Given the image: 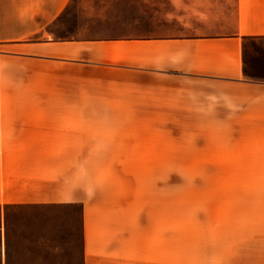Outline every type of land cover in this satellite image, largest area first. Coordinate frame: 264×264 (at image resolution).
<instances>
[{
    "label": "rangeland",
    "instance_id": "1",
    "mask_svg": "<svg viewBox=\"0 0 264 264\" xmlns=\"http://www.w3.org/2000/svg\"><path fill=\"white\" fill-rule=\"evenodd\" d=\"M223 5L70 0L23 46L0 45V113L110 118L77 134L91 143L61 194L77 203L0 210V264L5 247L10 264H83L85 208L214 227L264 264V41H201Z\"/></svg>",
    "mask_w": 264,
    "mask_h": 264
},
{
    "label": "crops",
    "instance_id": "2",
    "mask_svg": "<svg viewBox=\"0 0 264 264\" xmlns=\"http://www.w3.org/2000/svg\"><path fill=\"white\" fill-rule=\"evenodd\" d=\"M70 0H0V45L22 42L56 22ZM212 34L201 41L228 42L244 53L264 41V0H227L214 7ZM240 74L252 80L246 64ZM264 81V79H261ZM96 113H0V210L26 205L73 204L62 188L74 157L90 144L77 135L108 120ZM74 122V123H72ZM81 122V123H77ZM139 209H84V264H253L252 254L222 249L203 225L142 224ZM10 253V250H9ZM5 263L10 264L5 247Z\"/></svg>",
    "mask_w": 264,
    "mask_h": 264
},
{
    "label": "trees",
    "instance_id": "3",
    "mask_svg": "<svg viewBox=\"0 0 264 264\" xmlns=\"http://www.w3.org/2000/svg\"><path fill=\"white\" fill-rule=\"evenodd\" d=\"M82 226H83V216H82ZM81 251H82V256H83V231H82V240H81ZM84 264V261H82Z\"/></svg>",
    "mask_w": 264,
    "mask_h": 264
}]
</instances>
